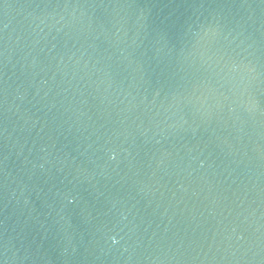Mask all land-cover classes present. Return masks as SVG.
I'll use <instances>...</instances> for the list:
<instances>
[{"label": "water", "instance_id": "water-1", "mask_svg": "<svg viewBox=\"0 0 264 264\" xmlns=\"http://www.w3.org/2000/svg\"><path fill=\"white\" fill-rule=\"evenodd\" d=\"M0 264H264V0H0Z\"/></svg>", "mask_w": 264, "mask_h": 264}, {"label": "clouds", "instance_id": "clouds-1", "mask_svg": "<svg viewBox=\"0 0 264 264\" xmlns=\"http://www.w3.org/2000/svg\"><path fill=\"white\" fill-rule=\"evenodd\" d=\"M113 242H115V240H113Z\"/></svg>", "mask_w": 264, "mask_h": 264}]
</instances>
